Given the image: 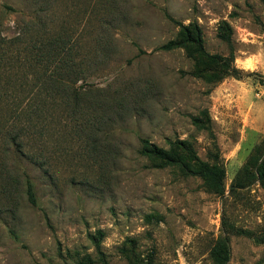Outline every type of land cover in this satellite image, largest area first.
<instances>
[{
  "label": "rangeland",
  "instance_id": "obj_1",
  "mask_svg": "<svg viewBox=\"0 0 264 264\" xmlns=\"http://www.w3.org/2000/svg\"><path fill=\"white\" fill-rule=\"evenodd\" d=\"M182 24L243 74L193 43L159 49ZM21 29L53 41L40 71L66 82L16 142L0 105V264H215L231 227L250 235L230 231L228 264H264V0H0V87ZM142 139L224 166V193L141 153Z\"/></svg>",
  "mask_w": 264,
  "mask_h": 264
},
{
  "label": "trees",
  "instance_id": "obj_2",
  "mask_svg": "<svg viewBox=\"0 0 264 264\" xmlns=\"http://www.w3.org/2000/svg\"><path fill=\"white\" fill-rule=\"evenodd\" d=\"M226 31V34H222V38L230 40L229 33L230 27L226 22L222 26ZM182 30L185 33V37L177 40H169L168 42L162 44L159 49L171 50L176 47H185L188 43H193L196 50L205 56L209 62L214 64H220L226 66V74L238 75L243 74L242 70L237 68L232 64V55L223 56L220 54H210L208 53L204 46L202 40V34L199 26L194 24L193 27L189 25L182 24ZM26 33L21 29L19 34L14 38L9 39V43L12 44L10 52L7 56V65L4 70L5 85L0 87V105L4 104L8 113L7 117L11 119V125L9 131L14 132L19 128L20 131L26 130L27 125L34 120V117L39 113L38 103L40 100L41 93L45 94V97H51V93L56 89L53 88V84L60 82H66L63 80V74L60 78L55 74L56 72H50L48 70L40 71V64H42L43 59L46 60V64L51 61L52 57L55 55L56 46L53 45V41L48 42V45L43 47L39 43L36 36L30 39L24 38ZM0 57V61L4 60ZM207 77L209 76L201 75ZM222 78L219 76L218 79ZM69 86V85H68ZM45 89L43 90V88ZM62 91V89H61ZM68 91L67 88L63 92ZM62 99H66L65 94H61ZM66 102V101H65ZM24 120V126H18L19 121ZM17 133L11 136V141L16 142ZM141 153L153 156L155 158L164 161L162 165L167 163H177L181 166L183 172L189 175H196L202 178L204 183L209 189L214 190L219 194H223L225 190V177L226 171L225 167L218 164L217 162L208 163H197L189 160L184 153H177L171 150H167L157 146L156 144L150 142L148 139H142ZM17 147H22L23 142L18 141L16 143ZM180 146L186 147L187 142L181 141ZM255 172L257 177H260L263 181L264 177V166L258 163L255 164ZM254 176V173H253ZM234 186H232L233 188ZM27 193L29 199L35 203V194L33 190V184L29 179H27ZM230 231H236L240 234L250 235V231L243 228H233L231 230L225 231L218 240L215 242L211 248V257L215 264H228L231 256V248L229 244ZM258 242H264V235L255 238ZM86 264H92V259L87 255L85 258Z\"/></svg>",
  "mask_w": 264,
  "mask_h": 264
}]
</instances>
